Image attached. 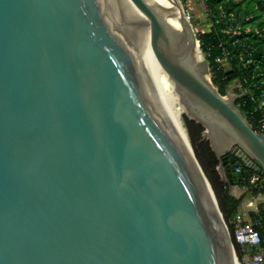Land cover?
Listing matches in <instances>:
<instances>
[{"label":"water","instance_id":"1","mask_svg":"<svg viewBox=\"0 0 264 264\" xmlns=\"http://www.w3.org/2000/svg\"><path fill=\"white\" fill-rule=\"evenodd\" d=\"M125 1L223 180L264 174V137L211 82L180 0H0V264L237 262L187 127L194 160L114 22L134 38Z\"/></svg>","mask_w":264,"mask_h":264},{"label":"trees","instance_id":"2","mask_svg":"<svg viewBox=\"0 0 264 264\" xmlns=\"http://www.w3.org/2000/svg\"><path fill=\"white\" fill-rule=\"evenodd\" d=\"M210 5L213 8L216 18H219L221 15V10L219 9L221 5L224 7V12L227 15L221 23L216 22L211 31L198 34L202 50L205 52L210 50L207 59L213 69V80L215 84L219 85V91L222 94H225V86H227V83H229L232 78L243 75L238 71L226 72L220 69L219 64L216 62V58L222 54V49L219 47V43L220 41L226 39V35L222 34L220 31L222 27L227 26V21L229 20L227 18L231 15L237 18L235 23H240L239 25L242 31L240 37L243 38L247 49L251 52V57L257 61V67L252 66L251 68H248V72L250 75L255 73L256 79L264 78V0H211ZM247 26H249V30H247ZM246 57H248V55ZM254 67L257 68V70L254 71ZM259 72L263 73V75H258ZM243 100L241 99L239 101L241 102ZM247 107L253 110V106L250 104H248ZM263 112L264 109L263 111H256L255 114L258 118H261ZM185 125L187 127L196 157L212 185L225 222L230 227L235 247L237 251H239L237 253L239 254V257H242L243 251L241 246L235 241L234 229L231 221V216L238 210L240 200L231 196L225 188V184L222 181L218 170V157L214 152L210 141L204 138V132L206 130L205 127L188 117L185 118ZM246 172H253V169L246 168ZM259 216L261 217V222L259 223L258 228L263 235L264 245L263 204L260 205Z\"/></svg>","mask_w":264,"mask_h":264},{"label":"built area","instance_id":"3","mask_svg":"<svg viewBox=\"0 0 264 264\" xmlns=\"http://www.w3.org/2000/svg\"><path fill=\"white\" fill-rule=\"evenodd\" d=\"M210 3L211 0H203ZM239 1V0H236ZM221 11L224 12V7L221 5ZM185 15L188 20H191L190 13L185 11ZM211 19V30L215 26V21L221 19L224 21L226 14L220 15V18ZM227 21V26L222 27L221 33L226 35V39L220 41L219 47L222 49V54L216 58V62L219 64V68L226 71H238L243 75H239L232 78L231 81H235V89H226L224 96L235 95L236 107L243 115V117L252 125L254 130L264 137V112L261 118H258L255 114L256 111L264 109V78L256 79V74L250 75L248 68L252 66L257 67V61L251 56V52L247 49L243 38H241L240 23H235L237 19L234 16H230ZM231 20V21H230ZM210 30V31H211ZM201 44V42H200ZM203 56L206 60L210 50L203 51ZM248 55V57H246ZM210 80L213 85L219 90V87L215 85L213 77L214 72L208 61ZM254 67V68H255ZM257 68L254 69V71ZM258 75H263L259 72ZM212 77V78H211ZM230 81V82H231ZM243 101H239V100ZM248 104L253 106V110L248 108ZM237 171L242 172V183L247 186L248 190L256 195L257 198L264 197V174L255 170L253 172H246L245 167H238ZM256 192V193H255ZM252 206L250 214L237 213L233 220L232 225L234 229V238L237 244L242 248L244 264H264V245L263 235L258 228L261 222L259 216L260 207L255 205L254 202L250 204ZM237 262L241 264L239 255L236 253Z\"/></svg>","mask_w":264,"mask_h":264},{"label":"bare ground","instance_id":"4","mask_svg":"<svg viewBox=\"0 0 264 264\" xmlns=\"http://www.w3.org/2000/svg\"><path fill=\"white\" fill-rule=\"evenodd\" d=\"M160 3L166 6H173L174 2L171 0H158ZM125 6L122 10L124 15H126L130 20L134 22L141 23L139 17L132 10L130 5L125 1ZM112 17L115 20V24L117 28L125 38L126 42L130 46V48L135 53L136 57L139 55L144 61L148 64L151 62V73H150V82L154 88V91L171 123L177 135L180 137L182 143L186 147L187 151L191 155L194 160L191 143L189 141V137L187 134L186 126L183 120V116L189 115V112L182 101V98L177 90L176 83L171 79V77L167 74L165 69L162 67L158 57L152 52L149 37L146 33V29L143 28V37L145 44V52L142 47H139V42L142 39H135L133 37H128L124 32L123 28L118 22L117 15L115 11H112ZM197 55L204 60L203 52L200 50L198 45L197 47ZM196 165V164H195ZM236 264H239L236 262Z\"/></svg>","mask_w":264,"mask_h":264},{"label":"rangeland","instance_id":"5","mask_svg":"<svg viewBox=\"0 0 264 264\" xmlns=\"http://www.w3.org/2000/svg\"><path fill=\"white\" fill-rule=\"evenodd\" d=\"M180 1L184 7V11L190 13V17H191L190 19L191 20H189V22L192 24L197 35L199 33L209 32L212 28L211 19L213 20L215 18L214 17L215 14L213 12V8L211 7L210 3H207L206 1H203V0H180ZM219 9L221 10V7ZM221 13L225 14V12H222V11H221ZM121 22L124 25V27L126 28V30H128L131 33V35L134 36L135 39H138V38L142 39V40L138 41L139 42L138 45H139V47H142L143 51L145 52V44H144V37H143L144 31L138 27L136 22H134L133 20H130L128 17L123 18L121 20ZM215 22L221 23L222 21H221V19H218ZM248 28H249V26H247V30H249ZM137 58H138L139 62L141 63L142 67L144 68L148 78L150 79L151 62H150V64H148L139 55H137ZM204 61L208 65V61L206 60L205 56H204ZM213 79H214V77H213ZM215 85L219 87V85H217V84H215ZM228 88L236 90L235 81H231V82L227 83V86H225V89H228ZM187 117H188L187 115L183 116L184 123H185V118H187ZM205 134H206V131H205ZM205 139L209 141V139H207V138H205ZM263 205H264V202H263ZM228 230H229V234L231 236V240H232V243L234 245L235 251L237 253L239 251H237V249L235 247L229 226H228ZM240 262H241V264H244V260L242 257L240 258Z\"/></svg>","mask_w":264,"mask_h":264},{"label":"crops","instance_id":"6","mask_svg":"<svg viewBox=\"0 0 264 264\" xmlns=\"http://www.w3.org/2000/svg\"><path fill=\"white\" fill-rule=\"evenodd\" d=\"M219 170V168H218ZM219 173L221 175L222 181L225 184V188L228 190L229 194L231 196H233L234 198H237L240 200V204L238 207L237 212L233 213V217L231 216V221L233 220L234 216L237 213H245L250 214L249 212L251 211L250 209H252V206H250V204L252 202H254L255 205H262L264 202V197L263 198H257L256 195H254L253 193H251L247 186L244 185L241 181H239L238 179H236L233 183L230 182H226L223 180V173L221 172V170H219Z\"/></svg>","mask_w":264,"mask_h":264}]
</instances>
